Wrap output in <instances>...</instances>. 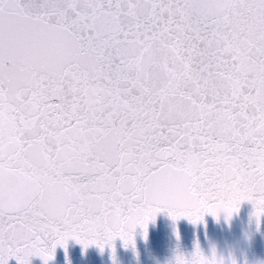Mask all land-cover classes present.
Instances as JSON below:
<instances>
[{
	"label": "snow or ice",
	"instance_id": "1",
	"mask_svg": "<svg viewBox=\"0 0 264 264\" xmlns=\"http://www.w3.org/2000/svg\"><path fill=\"white\" fill-rule=\"evenodd\" d=\"M244 202L259 225L264 0H0V264Z\"/></svg>",
	"mask_w": 264,
	"mask_h": 264
},
{
	"label": "water",
	"instance_id": "2",
	"mask_svg": "<svg viewBox=\"0 0 264 264\" xmlns=\"http://www.w3.org/2000/svg\"><path fill=\"white\" fill-rule=\"evenodd\" d=\"M254 211L251 203L244 202L230 219L223 213L219 219L206 214L198 224L187 219L174 222L167 212H161L148 224L146 238L143 229H136L134 247H125L116 239L101 251L96 245L85 249L69 240L67 251L57 247L49 264H176L177 256L191 260L197 246L205 257L211 259L215 254L224 264H264V217L258 225ZM9 264L17 260L11 258ZM31 264L43 261L33 257Z\"/></svg>",
	"mask_w": 264,
	"mask_h": 264
},
{
	"label": "clouds",
	"instance_id": "3",
	"mask_svg": "<svg viewBox=\"0 0 264 264\" xmlns=\"http://www.w3.org/2000/svg\"><path fill=\"white\" fill-rule=\"evenodd\" d=\"M205 258L208 259L209 261H212L213 260V257L211 259H209L207 257H205ZM215 262H216V264H224V261L223 260H218L216 257H215Z\"/></svg>",
	"mask_w": 264,
	"mask_h": 264
}]
</instances>
